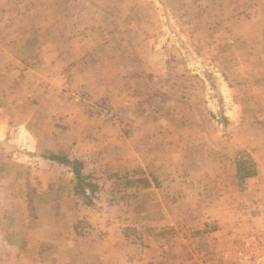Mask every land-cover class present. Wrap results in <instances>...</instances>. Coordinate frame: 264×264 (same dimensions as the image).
<instances>
[{
    "label": "crops",
    "instance_id": "crops-1",
    "mask_svg": "<svg viewBox=\"0 0 264 264\" xmlns=\"http://www.w3.org/2000/svg\"><path fill=\"white\" fill-rule=\"evenodd\" d=\"M4 1L0 3L1 10L7 2ZM129 1L130 4L120 7L138 8V0ZM240 1L245 4H233L234 7L261 11L260 18L258 15L248 22L260 24L259 31L250 28L245 36L263 43L264 0ZM19 2L23 11L18 17L6 20L8 16L0 13V34L19 32L27 43L51 42L47 43L50 48L55 41L83 39L76 17L54 16V12L45 17V12L38 10L42 8L39 0L33 1L35 4L28 0ZM31 4L32 9L38 10L37 15L29 16ZM51 5L58 7L54 2ZM65 5L63 1L61 8ZM94 8L100 9L101 5ZM15 22L18 27L11 30L9 25ZM105 23L102 18L86 25L101 31ZM262 49L259 52L263 57L264 46ZM70 50V47L64 51L60 48L61 53H49L48 59L42 56L45 53L34 54V62L25 65L23 70L26 77L33 72L30 68L33 64L49 65L52 73L67 83L110 91L115 100L119 93V104L115 102L125 109L128 99L122 96L127 87L123 80L140 64L134 50L127 57L131 60L121 67H115V63L119 64L120 52L85 65L81 56ZM149 52L159 56L165 51L154 48ZM0 53L8 54L5 49H0ZM259 66L263 67L260 73H264V61ZM114 68L123 82L116 86L119 90L107 82V74ZM38 76L37 73L33 83L22 86L28 96L36 95L30 102L28 98L20 100L26 104L27 112L0 116V264H230L237 248L254 241L249 239V233L264 225V196L258 193L264 182V132L260 131L259 136L258 130L253 129L255 125L242 122L234 129V137H241L235 148L220 149L212 145L210 151L201 150L194 158L187 141L177 147L178 141L173 139L170 146L161 139L169 136L182 139L188 135L187 130L165 127L164 121L182 118L174 109L160 111L156 117L135 111L129 137L118 140L117 130L110 135L113 132L107 127H99L98 120L89 118L81 108L65 99L57 83L47 85L44 77ZM251 91L264 104V86ZM181 95L163 93L162 103L183 106L187 100ZM160 99H157L159 104ZM12 100L19 101L8 97L5 105ZM241 152L253 157L256 168L251 175L243 174L242 179L238 171L243 166L236 161L237 153ZM130 173L134 176L131 219L139 221L143 216L153 224L165 225L172 217L185 218L186 234L202 237L200 245V242L189 245L182 241L174 247L156 238L147 246L130 243L124 239L126 228L122 218L117 219L110 211L93 209L91 195L85 188L89 182L85 180L108 182L113 181V176ZM141 178L145 180L144 185L138 183ZM235 186L238 193L215 194L219 187L230 192ZM153 217L157 220L150 219Z\"/></svg>",
    "mask_w": 264,
    "mask_h": 264
},
{
    "label": "rangeland",
    "instance_id": "rangeland-1",
    "mask_svg": "<svg viewBox=\"0 0 264 264\" xmlns=\"http://www.w3.org/2000/svg\"><path fill=\"white\" fill-rule=\"evenodd\" d=\"M6 1L0 13L8 16L6 20L18 17L20 11H23L19 0ZM33 1L35 0H28L35 4ZM63 1L66 5L62 9ZM68 1H70L69 5ZM123 1L39 0L38 3L42 8L38 10L45 12V17L51 16L53 12L54 16L64 14L76 17L79 32L83 36V39L77 41L52 42V48L47 44L51 42L39 41L38 45L30 41L27 43L19 32H9L8 36L0 34V45H3L0 49H5L8 53L0 55V116L3 113L27 112L26 104L21 103L20 100L28 98L30 102V99H34L36 95H30L29 91L30 96H28L22 86L33 83L38 73V77L42 75L47 85L57 83L58 91L65 99L81 108L89 118L98 120L99 127H107L108 131L113 132L110 135H114L117 130L118 140L122 136L129 137L132 115L135 111H143L147 115L156 117L160 111L165 112L170 108L181 114L182 118L173 122L164 121L165 127L187 130L188 135L182 139L173 136L161 139L170 146H173L174 139L179 142L177 147L185 145L187 141L194 158L198 157L201 150L210 151L212 145L220 149L235 148L241 137L240 135L234 137L233 132L242 122L255 125L252 128L258 130L259 136L260 131L264 132V104L259 99H255L252 95L254 91H251V88L259 90L264 86V73H260L263 67L259 66L261 60L264 61V56L260 55L264 42L250 40L245 36L250 28L259 31L260 24L249 25L248 22L258 15L260 18L261 11L253 7H234L245 4L240 0L236 2H233L234 0H138L139 3H136L138 8H121V4H130L129 0ZM4 2L0 0L1 4ZM52 2L58 7H52ZM32 4L29 8V16L37 15L38 10L32 9ZM98 4L101 8H94V5ZM102 18H105L106 23L101 31L87 27L89 26L86 25L87 22ZM17 27V22L9 25L11 30ZM68 47L71 48L68 52L78 53L85 65L99 58L106 60L120 52V57L117 58L119 64L115 63V67H121V64L129 62L131 58L129 60L127 57L131 50H134L140 64L123 80L127 87L125 93L123 89L122 96L124 100L128 99L124 105L125 109L118 105V100L121 99L119 93L116 97L117 104L115 95L110 91H95L86 85L67 83L57 73H52L53 68L49 65L40 67L33 64L30 67L33 72L26 77L23 70L25 65L34 62L32 58L35 57L34 54L45 53L42 56L47 58L49 53L54 51L61 53L60 48L64 51ZM154 48L164 49L165 52H161L159 56L153 55L149 49ZM124 51L129 52L124 53ZM57 56L52 58L55 59ZM58 68L59 66L55 67ZM36 69L40 70L35 71ZM120 75L115 68L109 70L107 74V82L115 86L113 87L115 90L116 86L123 84ZM152 84L155 85L154 89L151 87ZM82 90H85L93 101L107 100L113 112V120L108 121L100 114L92 115L82 102L75 101L74 95H80ZM169 92L172 96H179L181 93V96L186 98L187 104L171 107L166 102L162 103L163 93ZM8 97L14 100L17 98L19 101L16 103L12 100L5 105L4 100ZM158 97L161 98L160 104L157 102ZM236 161L243 166L239 171L237 170L238 173L240 172V179L243 174L248 176L256 172L253 157L250 158L249 155L241 152L237 153ZM76 165L78 166L77 162ZM262 171L264 178V168ZM133 178L130 173L113 176V181L108 182L98 180L94 183L93 179L85 180L91 182V184L86 183L85 188L91 195L93 209L110 211L113 216H117V219L122 218L126 228L124 239L130 243L138 242L147 246L156 238L155 240L169 242L174 247L182 241L189 245L198 242L199 245L201 244L202 237L196 236L195 233L186 234L185 218L172 217L165 225L157 222L153 224L148 217L143 216L139 221H133L131 219L133 197L130 194L134 186ZM237 186L241 191L238 183ZM218 190L219 192L215 190L218 196L238 193L236 186L230 192L224 191L221 187ZM258 193L264 196V182ZM150 219L157 220L154 217ZM212 219L217 220L216 217ZM195 220L196 217H193L192 221ZM191 224L195 227L193 223ZM197 251L200 253L198 247Z\"/></svg>",
    "mask_w": 264,
    "mask_h": 264
},
{
    "label": "built area",
    "instance_id": "built-area-1",
    "mask_svg": "<svg viewBox=\"0 0 264 264\" xmlns=\"http://www.w3.org/2000/svg\"><path fill=\"white\" fill-rule=\"evenodd\" d=\"M74 100L82 102L92 115L100 114L108 121L113 120V112L107 100L93 101L85 90H82L80 95H74ZM258 226L257 231L249 233V239H254V241L243 248H237L229 260L230 264H264V225Z\"/></svg>",
    "mask_w": 264,
    "mask_h": 264
},
{
    "label": "trees",
    "instance_id": "trees-1",
    "mask_svg": "<svg viewBox=\"0 0 264 264\" xmlns=\"http://www.w3.org/2000/svg\"><path fill=\"white\" fill-rule=\"evenodd\" d=\"M63 161H66V160H63ZM138 183H141L142 185H144L145 184V180L143 178H141V179L138 180Z\"/></svg>",
    "mask_w": 264,
    "mask_h": 264
}]
</instances>
